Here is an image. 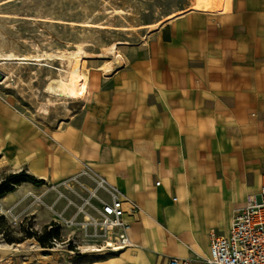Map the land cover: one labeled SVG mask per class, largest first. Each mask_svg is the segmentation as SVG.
Returning a JSON list of instances; mask_svg holds the SVG:
<instances>
[{
    "label": "crops",
    "instance_id": "0c3cea01",
    "mask_svg": "<svg viewBox=\"0 0 264 264\" xmlns=\"http://www.w3.org/2000/svg\"><path fill=\"white\" fill-rule=\"evenodd\" d=\"M144 30L142 42L119 46H129L120 62L110 56L111 69H97L91 95L78 60L84 91L61 97L87 104L60 128L0 101V168L55 189L47 203L56 210H36L38 227L76 213V193H88L61 185L76 178L93 189L85 172L141 208L124 216L129 248L83 264H209L210 233L227 235L234 210L264 183V0H205L133 32ZM57 75L71 82L61 67Z\"/></svg>",
    "mask_w": 264,
    "mask_h": 264
},
{
    "label": "rangeland",
    "instance_id": "374dc122",
    "mask_svg": "<svg viewBox=\"0 0 264 264\" xmlns=\"http://www.w3.org/2000/svg\"><path fill=\"white\" fill-rule=\"evenodd\" d=\"M193 1L0 0V59L9 54L17 57L6 62L0 60V73L4 75V79L0 80V101L43 125L60 128L72 122L84 109L87 98L65 100L60 96L51 97L46 92L49 77H56L57 69L63 65L58 59L61 54L75 51L74 45L79 43H85L86 52L92 54L101 53L103 48L117 41L135 45L143 41L146 31L92 29L69 23L139 27L156 23L171 13L187 8ZM116 10H124L126 15H114ZM128 47L119 49L123 58ZM33 55H41L40 61L31 60ZM27 56L30 59L23 60ZM111 60L110 56L100 60L86 59L83 67L91 71L89 95L96 90L100 79L97 69ZM6 74L12 77L7 84L4 83ZM68 77L72 82L71 74ZM66 80L71 84L69 79ZM41 107L48 108V116L41 115ZM18 173L10 168H0V183L9 175ZM61 187L63 191H69L63 185ZM52 191H55L53 187L46 188L24 179L13 186L11 193L0 198V216L3 217L0 221V264H83L97 258L99 254L95 251L98 243L86 238L79 226L66 224L65 220L73 217L71 213L61 212L57 220L49 224L59 228L57 239L47 241V245L39 242L46 226H37L34 213L45 208L51 212L56 210V205L54 208L47 203V194ZM56 194L59 196V193ZM29 232L36 237L28 238ZM9 239L19 243H10Z\"/></svg>",
    "mask_w": 264,
    "mask_h": 264
},
{
    "label": "built area",
    "instance_id": "2783aa9c",
    "mask_svg": "<svg viewBox=\"0 0 264 264\" xmlns=\"http://www.w3.org/2000/svg\"><path fill=\"white\" fill-rule=\"evenodd\" d=\"M85 174L94 181L93 189L76 178L63 184L68 190L79 186L88 193L87 198H82L75 192L82 203L80 206L73 203L76 213L70 220H65L66 224L79 226L86 238L96 241L95 252L98 254L129 248L132 245L131 224L124 221V216L129 214L136 217L141 213V208L123 198L122 193L104 178L94 179L88 173ZM100 194L108 195L110 201H105ZM80 217L82 220L78 221ZM209 241V264H264V183L257 196H251L243 206L234 210L228 234L218 236L212 231ZM170 264H192V261L173 258Z\"/></svg>",
    "mask_w": 264,
    "mask_h": 264
},
{
    "label": "bare ground",
    "instance_id": "6f19581e",
    "mask_svg": "<svg viewBox=\"0 0 264 264\" xmlns=\"http://www.w3.org/2000/svg\"><path fill=\"white\" fill-rule=\"evenodd\" d=\"M204 2H205V0H194L193 3L190 6H188L185 10H179V11H176L172 14H169L168 16L164 17L162 20H160L158 23H156L155 25H152V26L142 25L139 27H130V28L126 27V28H121L118 30H120V31H138V30L150 27V30L152 31V30L158 29L166 21L175 19L176 17L184 15L185 13H188V12L200 10L202 8ZM109 13L111 14V12H109ZM114 15H117V16L126 15V13L124 10H116ZM69 24H75L76 26L84 27V28H92V29L95 28V29H102V30H105V29L116 30L115 29L116 27H113V26H110L107 24H98V23H93V22L69 23ZM122 45H129V43H127V42H115V43L109 45L108 47L103 48L102 54L96 55V54H91V53L86 52L85 43L84 44H80V43L75 44L74 45V47L76 49L75 51H72V52L65 51L64 54H61L60 58L57 57L59 60L62 61L63 65L61 66V69L66 71L67 74H71V76L73 78L71 84H69L68 81L64 78V75H57L56 77H53V78L49 77L48 84H46L47 94L51 95V97L52 96H55V97L60 96L61 97V96L69 95L72 93L76 94L78 91H81L84 88V85L88 79V74L79 68V66L77 64L78 60H81V59H104L106 56H113L115 58V60L120 62L121 56L119 54V46H122ZM40 57H41V55H33L31 57V60L40 61ZM14 59H17V57L15 55L9 54V55H6L5 57L3 56L0 60L3 62L4 61L6 62V61L14 60ZM29 59H30V57H28V56L23 58V60H29ZM54 59H55V57H54ZM2 65H4V64H2ZM111 67H112L111 63L110 64L107 63V65H105L103 68L105 71H109L111 69ZM11 74L13 76V73H11ZM11 78L12 77H10V75L6 74V79H5L4 83L7 84L11 80ZM83 91H84V89H83ZM81 93H83V92H81ZM48 102H49V100H48ZM40 112H41V115H44V116L49 115L48 108H46V107H41Z\"/></svg>",
    "mask_w": 264,
    "mask_h": 264
},
{
    "label": "trees",
    "instance_id": "16d2710c",
    "mask_svg": "<svg viewBox=\"0 0 264 264\" xmlns=\"http://www.w3.org/2000/svg\"><path fill=\"white\" fill-rule=\"evenodd\" d=\"M24 179H29V181H33L37 184H43V181L37 180L36 178L30 176L25 171L20 172L18 174H12L6 177L1 183H0V198L4 197L5 195L11 193L13 191V186L19 185ZM3 219V217L0 216V221ZM50 228V229H49ZM1 234V232H0ZM57 236H59V228L55 227V224H51L49 226L45 227L44 234L39 237V242L42 245H47V241L51 239H57ZM36 234L34 233H28V238H35ZM10 243H19L15 239H9Z\"/></svg>",
    "mask_w": 264,
    "mask_h": 264
},
{
    "label": "water",
    "instance_id": "95a60500",
    "mask_svg": "<svg viewBox=\"0 0 264 264\" xmlns=\"http://www.w3.org/2000/svg\"><path fill=\"white\" fill-rule=\"evenodd\" d=\"M4 79V75L0 73V80Z\"/></svg>",
    "mask_w": 264,
    "mask_h": 264
}]
</instances>
